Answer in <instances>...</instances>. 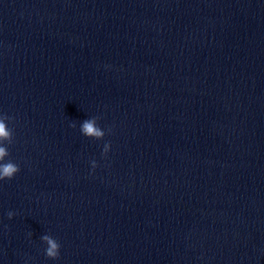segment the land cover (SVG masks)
Wrapping results in <instances>:
<instances>
[{
    "label": "clouds",
    "instance_id": "clouds-1",
    "mask_svg": "<svg viewBox=\"0 0 264 264\" xmlns=\"http://www.w3.org/2000/svg\"><path fill=\"white\" fill-rule=\"evenodd\" d=\"M10 119L11 117L0 115V181L11 180L20 171V168L16 163L12 162L11 160L5 162V158L9 156V152L7 147L4 146V142L11 144L13 140V132L8 128L5 122ZM71 126L75 127V124ZM80 131L84 136L97 140L102 139L105 135L104 131L97 125V118H91L83 121ZM109 149L110 145L105 144L103 148V154H107ZM91 165L92 168L95 169L97 167L96 161L93 160ZM12 216L13 213L9 212V219H11ZM41 239L44 240L48 245L45 250L46 256L51 259L58 258L60 245L57 243V241L49 235H45Z\"/></svg>",
    "mask_w": 264,
    "mask_h": 264
}]
</instances>
